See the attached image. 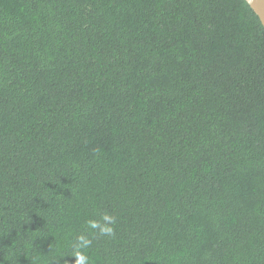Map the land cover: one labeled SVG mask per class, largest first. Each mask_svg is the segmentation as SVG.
<instances>
[{
  "label": "trees",
  "instance_id": "1",
  "mask_svg": "<svg viewBox=\"0 0 264 264\" xmlns=\"http://www.w3.org/2000/svg\"><path fill=\"white\" fill-rule=\"evenodd\" d=\"M81 233L90 264H264L246 0H0V264H72Z\"/></svg>",
  "mask_w": 264,
  "mask_h": 264
},
{
  "label": "clouds",
  "instance_id": "2",
  "mask_svg": "<svg viewBox=\"0 0 264 264\" xmlns=\"http://www.w3.org/2000/svg\"><path fill=\"white\" fill-rule=\"evenodd\" d=\"M117 218L108 212L100 214V219H86L84 225L86 229L93 230L102 236H113L115 234V224ZM91 239L81 233L76 237V242L72 249V264H90L89 257L85 254V249L91 246Z\"/></svg>",
  "mask_w": 264,
  "mask_h": 264
},
{
  "label": "water",
  "instance_id": "3",
  "mask_svg": "<svg viewBox=\"0 0 264 264\" xmlns=\"http://www.w3.org/2000/svg\"><path fill=\"white\" fill-rule=\"evenodd\" d=\"M264 26V0H246Z\"/></svg>",
  "mask_w": 264,
  "mask_h": 264
}]
</instances>
